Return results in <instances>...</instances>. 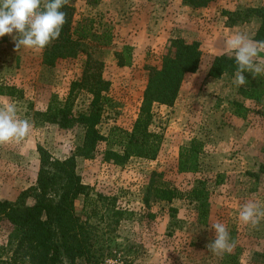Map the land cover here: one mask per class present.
I'll use <instances>...</instances> for the list:
<instances>
[{"label": "rangeland", "instance_id": "obj_1", "mask_svg": "<svg viewBox=\"0 0 264 264\" xmlns=\"http://www.w3.org/2000/svg\"><path fill=\"white\" fill-rule=\"evenodd\" d=\"M258 2L217 0L193 9L181 0H74L73 26L91 20L96 37L82 40L75 58L59 60L53 67L43 64L42 50L17 51L15 32L0 37V86L13 92L0 97L15 101L19 115L32 125L23 141L0 145V199L14 201L35 184L38 146L63 160L81 145L82 126L61 128L43 114L49 106H64L69 98L74 111L89 110L91 92L75 87L70 94L72 85L81 82L87 60L100 64L101 77L108 82L97 126L108 136L113 127L131 129L148 68L160 66L169 41H197L202 53L198 70L185 75L172 107H152L150 128L163 135L154 160L131 158L123 166L105 163L107 147L120 150L119 145L106 142L98 144L93 159L77 158L76 172L89 186L91 200L84 204L80 196L75 212L91 226L96 255L73 264H264V218L255 228L238 219L240 208L249 201L264 207V118L260 115L264 97L259 102L245 98L246 86L237 87L234 76L207 77L215 56L234 55L225 46L228 36L243 31L254 38L260 23L253 18L229 28L222 12ZM133 6L140 8L135 27L121 22L131 17ZM134 30L138 34L131 36ZM125 45L131 47L130 64L118 67L115 53ZM259 59H264V52ZM192 139L202 143L198 168L179 172V149ZM151 183L176 188L181 196L171 203L153 199L146 203ZM194 187L207 191L204 218L200 201L189 195ZM97 194L104 198L97 200ZM116 211L123 213L119 220ZM217 221L226 225L235 242L231 253L215 255L206 247L215 238L212 224ZM11 229L6 222L0 224V247H7Z\"/></svg>", "mask_w": 264, "mask_h": 264}, {"label": "trees", "instance_id": "obj_2", "mask_svg": "<svg viewBox=\"0 0 264 264\" xmlns=\"http://www.w3.org/2000/svg\"><path fill=\"white\" fill-rule=\"evenodd\" d=\"M215 1L181 0V3L198 9ZM62 10L67 14V23L60 37L42 50V62L48 67L55 66L59 60L75 58L81 52V41L96 37L91 20L85 19L73 26L74 0H69ZM222 14L229 28L249 23L253 18L259 19L253 39L264 41V5L240 6L232 11H223ZM201 54L199 42L171 39L160 66L148 68L141 105L131 129L113 127L108 136L101 134L97 128L102 112V92L108 89V82L101 77L100 64L87 60L81 82L72 85L70 94L75 87L91 92L93 98L89 110L86 113L74 111L69 98L64 106H49L43 114L46 121L56 123L61 128L82 126V143L74 154L63 160L52 157L47 150L38 146L39 168L35 184L21 191L14 201L0 199V224L6 222L12 228L7 247H0V264H73L78 259L94 258L95 241L91 226L75 212L74 203L80 196L84 204L91 200L89 186L83 184L76 172L77 158L93 159L98 144L106 142L119 145L120 150L107 147L103 152L105 163L123 166L131 158L154 160L161 149L163 135L150 128L153 121L152 107L154 104L167 107L174 105L185 75L198 70ZM130 55L131 47L123 46L121 51L115 53L117 66H128ZM236 69L234 55L221 54L212 59L207 77L219 79L224 75L234 76ZM243 75L248 82L242 90L245 98L259 102L264 97V75L254 76L250 72H244ZM12 93V88L0 86V95ZM233 104L239 105L237 102ZM260 115L264 118V108ZM201 151L202 143L196 139L182 146L179 149V172L196 171ZM189 195L200 201L201 216L204 218L207 213V191L203 187H194ZM180 196L176 188L151 183L145 192L144 201L148 203L153 199L171 203ZM103 198L97 194V200ZM122 214L114 212V215L119 216L118 220Z\"/></svg>", "mask_w": 264, "mask_h": 264}, {"label": "clouds", "instance_id": "obj_3", "mask_svg": "<svg viewBox=\"0 0 264 264\" xmlns=\"http://www.w3.org/2000/svg\"><path fill=\"white\" fill-rule=\"evenodd\" d=\"M69 0H0V37L12 35L16 50L26 48L43 50L60 37L63 26L67 23V14L62 9ZM230 54H234L237 65L233 83L237 87L247 82L244 72L254 76L264 74V59H259L264 52V41H257L243 31L231 33L225 41ZM32 125L27 118L19 115L15 101L0 97V145L19 143L31 131ZM264 218V207L249 201L242 205L238 219L245 225L257 227ZM214 240L206 247L215 255L231 253L235 242L224 223L212 224Z\"/></svg>", "mask_w": 264, "mask_h": 264}, {"label": "crops", "instance_id": "obj_4", "mask_svg": "<svg viewBox=\"0 0 264 264\" xmlns=\"http://www.w3.org/2000/svg\"><path fill=\"white\" fill-rule=\"evenodd\" d=\"M137 1H141V0H137ZM142 1H146V2H148V0H142ZM259 2H260V0H259ZM249 3L250 4V6H252V7H258V6H263L264 5V2L263 3ZM83 3L85 4V6H87V3H86V1H83ZM135 5H137V4H135ZM131 9H133V12H130L129 13V15H131V17H128V18H126L124 21H121L122 23H124L125 21H127V23L128 22H130V25H131V27H135V25H136V22H138V21H136V19H137V17H139V13H138V10H140V8L139 7H136V6H133V7H131ZM255 22H256V20H255ZM247 24V23H246ZM245 24V25H246ZM138 27V26H137ZM142 30H141V28L139 29V33L141 32ZM138 32L136 31V30H134L133 32H132V34H131V36H134L136 33L138 34ZM251 38H253L252 37V35H251Z\"/></svg>", "mask_w": 264, "mask_h": 264}]
</instances>
